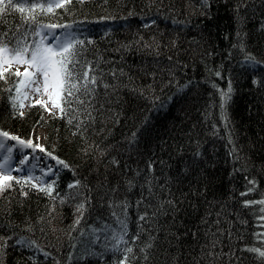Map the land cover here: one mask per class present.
<instances>
[{
    "label": "trees",
    "instance_id": "obj_1",
    "mask_svg": "<svg viewBox=\"0 0 264 264\" xmlns=\"http://www.w3.org/2000/svg\"><path fill=\"white\" fill-rule=\"evenodd\" d=\"M0 7L11 46L36 42L32 16L73 25L98 77L48 118L0 79V130L43 129L58 165L51 196L0 193V264H264V0Z\"/></svg>",
    "mask_w": 264,
    "mask_h": 264
},
{
    "label": "snow or ice",
    "instance_id": "obj_2",
    "mask_svg": "<svg viewBox=\"0 0 264 264\" xmlns=\"http://www.w3.org/2000/svg\"><path fill=\"white\" fill-rule=\"evenodd\" d=\"M36 2L46 4L47 12L52 13L54 8H65L67 4H70L72 0H8L11 4H34ZM82 3L83 0H80ZM0 5H5V0H0ZM5 11L4 7H0V12ZM20 12H24L25 8L20 7ZM29 23H35L38 25V29H35V36L40 39L31 45L26 44L24 41L17 40L15 46H11L10 42L0 39V79H6L4 72L7 71L5 65L11 67L15 65H24V72L21 73L18 69L15 72L17 77H23L19 80L16 87V93L18 96L23 95L24 99L28 98L29 92L35 93L41 97H47V101L37 99L35 104H40L45 107L48 103L51 107L58 109L61 116L66 114V109L74 102L83 103L81 94H91L94 89L89 88V85H96L98 77L95 75L94 69L88 66L84 71H80L79 60V41L75 40V37H71L70 34L61 38L54 30L64 25L44 23L40 24L35 16L31 17ZM51 37V40L55 43H47L46 41ZM104 87H108L107 84ZM23 89H28V92H23ZM230 92V89H229ZM18 96L13 97L12 107L16 109L24 108L22 102H18ZM222 99L226 103L230 96L227 93L222 94ZM223 107V105H222ZM19 115L23 116V112L20 111ZM71 123V120H69ZM0 137H4L5 140H15L21 146L32 148L34 151L39 149L40 152H46V150L39 144H33L32 140H25L19 137L11 136L8 132L0 130ZM0 151H7L9 153L8 158L3 159L0 162V193H3L6 189L13 186V181L16 184L31 188H36L38 191L47 193L49 196L54 191L55 181L48 183L43 180V176L54 174L51 168L44 169L42 176L28 175L26 179H17L10 175L14 169V165L11 164V148L6 146L4 140H0ZM48 155H51L50 153ZM57 159L56 157H52ZM33 160H37V163L33 164L32 169L39 167L38 158L33 157ZM29 162V158L25 156L19 161L20 168L15 169L17 171H24V165ZM58 163L63 164V161ZM65 167L67 165L65 164ZM79 182H77L78 184ZM76 187L75 184H70L69 188ZM27 195V193H25ZM84 205L78 206L77 211H81ZM141 220L145 217L141 216ZM79 223V220H77ZM121 242H124L121 237ZM27 243V242H25ZM150 247V246H149ZM127 252H131V248L126 249ZM251 251H256L252 249ZM259 255L264 257V251H260ZM122 261L121 264H125Z\"/></svg>",
    "mask_w": 264,
    "mask_h": 264
},
{
    "label": "rangeland",
    "instance_id": "obj_3",
    "mask_svg": "<svg viewBox=\"0 0 264 264\" xmlns=\"http://www.w3.org/2000/svg\"><path fill=\"white\" fill-rule=\"evenodd\" d=\"M54 32L57 35H59L61 38L65 37V35H68L67 31L61 32V31H58V29H55ZM36 38H37L36 41L40 39V37H37V36ZM46 42L53 43V44L55 43V41L51 40V37H49V39ZM4 67L7 68V70H10L15 73L19 67H22V69L24 70L26 66L13 64L11 67H9L8 65H5ZM18 70L21 73L24 72L23 70H20V69ZM28 91H29L28 89H23V92H28ZM14 96L15 97L18 96V94L16 93V89H15ZM37 99H42L43 101H47L48 98L38 96L35 93H31V92H29L27 99H24L22 94L18 96V102H22L25 105L24 109H26L28 106L41 107L43 109L44 118L53 117L59 113V110L52 108L50 103L46 105L48 110H46L45 107H42L40 104H35V101ZM45 139H46V133L43 129L35 127L32 130L31 140L33 144H39L40 146L44 148ZM0 140H4L6 146L11 148V153H10L11 164L14 165V169L10 173L11 176L16 177V178H24V177H27L28 175L42 176V172L44 169L51 168L54 174L43 176L42 178L44 181L48 183H51L53 181V178L58 171V167L55 164V162L49 159L48 156L44 152H40L39 149H36L34 151L32 148L21 146L15 140H5L4 137H0ZM8 156H9V153L7 151H0V162H3V159L8 158ZM25 156L29 158V162L23 166L24 171L15 170L21 167V165L19 164V161L23 159ZM33 157L38 158V161H39V167L36 169H32L31 167L33 164L37 163V160H33Z\"/></svg>",
    "mask_w": 264,
    "mask_h": 264
},
{
    "label": "bare ground",
    "instance_id": "obj_4",
    "mask_svg": "<svg viewBox=\"0 0 264 264\" xmlns=\"http://www.w3.org/2000/svg\"><path fill=\"white\" fill-rule=\"evenodd\" d=\"M18 69H20V70H21L22 68H21V67H19Z\"/></svg>",
    "mask_w": 264,
    "mask_h": 264
}]
</instances>
